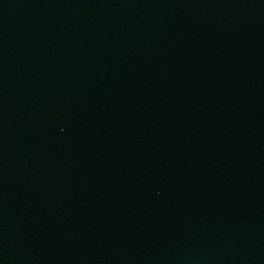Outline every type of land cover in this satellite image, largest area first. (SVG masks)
Returning <instances> with one entry per match:
<instances>
[{
    "label": "water",
    "instance_id": "obj_1",
    "mask_svg": "<svg viewBox=\"0 0 264 264\" xmlns=\"http://www.w3.org/2000/svg\"><path fill=\"white\" fill-rule=\"evenodd\" d=\"M0 264H264V0H0Z\"/></svg>",
    "mask_w": 264,
    "mask_h": 264
}]
</instances>
